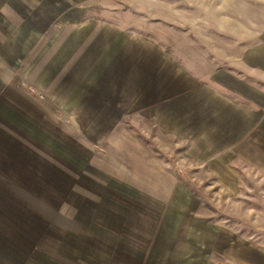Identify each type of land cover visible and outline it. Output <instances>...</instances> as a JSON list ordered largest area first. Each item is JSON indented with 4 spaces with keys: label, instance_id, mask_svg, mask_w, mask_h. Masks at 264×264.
<instances>
[{
    "label": "rangeland",
    "instance_id": "obj_1",
    "mask_svg": "<svg viewBox=\"0 0 264 264\" xmlns=\"http://www.w3.org/2000/svg\"><path fill=\"white\" fill-rule=\"evenodd\" d=\"M40 5L0 25V55L41 128L155 166L127 167V264H264V0Z\"/></svg>",
    "mask_w": 264,
    "mask_h": 264
},
{
    "label": "crops",
    "instance_id": "obj_2",
    "mask_svg": "<svg viewBox=\"0 0 264 264\" xmlns=\"http://www.w3.org/2000/svg\"><path fill=\"white\" fill-rule=\"evenodd\" d=\"M41 3L50 0H0V25L15 32L13 21L21 13L51 9ZM21 18L18 29L33 27L34 20ZM16 53L0 55V264H66L73 261L70 252L99 253L101 262L127 264V245L130 252L133 245L127 243L132 229L127 167L155 166L127 162V144L100 147L99 139L85 137L83 130L67 138L41 128L43 119H51L50 107L41 110L24 86L13 82L6 66L20 59ZM91 260L97 261L79 262Z\"/></svg>",
    "mask_w": 264,
    "mask_h": 264
}]
</instances>
